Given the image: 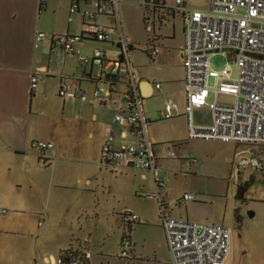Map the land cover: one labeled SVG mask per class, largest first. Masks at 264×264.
Instances as JSON below:
<instances>
[{"label": "crops", "instance_id": "1", "mask_svg": "<svg viewBox=\"0 0 264 264\" xmlns=\"http://www.w3.org/2000/svg\"><path fill=\"white\" fill-rule=\"evenodd\" d=\"M126 1L140 8L141 13H137V16L142 18L146 29H154L153 37L148 38L142 48L147 57L154 61L159 56V60H163L166 57L161 55V49H173L182 68L181 46L184 40L185 17L192 9H206L209 0H183L184 12L175 9L176 0H164L165 9L146 8L145 0H118L120 23L130 44L129 56L137 75V66L132 56L136 43L131 35L126 34L120 18V4ZM71 2L72 0H0V209L7 210L6 214L0 213V231L11 234L17 231L16 229L26 228L29 214L39 216L38 225L43 233H50L59 227L66 228L67 233L63 237V242L53 247V251L57 249L56 252L52 251L43 258L44 262L50 264H57V256L63 249L69 247L83 254L87 264H91L94 254L90 245L91 234L81 233L80 221L82 217H99L98 193L104 189L103 176L111 167L117 170L101 162L100 150L109 134L114 136L116 144L135 142L136 139L128 129L118 126L113 120L115 112L122 108L121 95L126 88V77L115 80L114 85L109 87V95L96 98L93 96L96 87H108L107 84L97 80L98 67L82 65L77 56L54 47L50 41V34L81 33L82 15L77 16L73 23L67 20ZM83 5L80 6L83 7ZM178 18L182 24V39L177 43L173 42L172 45L165 44L164 40L174 41L175 23ZM114 19L108 15L96 18L98 23L108 27L116 24ZM166 30H172L171 35L166 34ZM38 32H45L48 36L37 42ZM117 41L118 34L114 33L110 42L87 39L81 44L86 46L93 44L92 48L86 47L83 51L81 44L79 48L82 54L90 53L93 48H102L108 58H115L121 54ZM104 44L111 46L114 50L113 56L108 55L110 47L102 46ZM153 48H158L159 53L150 56L148 51ZM35 71L44 72L46 76L33 90L31 77ZM183 77L168 79V83L163 85L160 81L152 80L148 73L143 72L140 76L137 75L144 105L150 99L162 96L164 103L167 104L166 107L171 109V117L168 119L180 117L177 120L181 130L186 131V97ZM61 82H66L72 89L81 88L87 94V100L80 103V110L73 113V116L68 117L67 120L72 123L80 120L95 125L86 129V136L96 139V150L91 159L83 154L85 146L80 147L78 154L71 155L55 133L41 136L35 131L38 118L46 113V109H36L37 103L40 99H47L53 89H57L58 94ZM156 83L161 85L159 90L155 88ZM166 96L168 97L165 98ZM171 96L173 99L169 98ZM35 99H37L36 102ZM69 100H63L62 113L68 104L71 106L78 102L71 99L68 103ZM118 102H121L119 107ZM203 109L205 108H198L193 113V121L197 125L211 122V118L205 122L201 119ZM161 110L145 109L148 126L160 122L159 118L163 120L159 114ZM175 133L177 130L170 126L164 129V133L148 129V135L154 142L160 168L162 167L160 160L163 156L160 155L162 150L158 145L161 141L174 139L164 140L165 138H161V135ZM35 139L54 143L53 148L45 150L50 161L42 168L37 164L41 152L32 146V141ZM118 170L121 175L132 178L129 190L134 196L141 198L142 196H138L142 188L140 181L147 179L151 174L124 164ZM124 210L129 209L124 207ZM118 211L116 206L111 205L107 213L110 212L112 219L114 217L120 239L123 235V226ZM168 212L171 215V211ZM134 213H138L141 220L130 227L132 260L140 264H172L161 220L160 223L155 224L146 220L147 213L137 209ZM139 226L145 231L136 241L132 233L136 232ZM150 226L160 228V239L147 231ZM138 243L141 248L139 253H136Z\"/></svg>", "mask_w": 264, "mask_h": 264}, {"label": "built area", "instance_id": "2", "mask_svg": "<svg viewBox=\"0 0 264 264\" xmlns=\"http://www.w3.org/2000/svg\"><path fill=\"white\" fill-rule=\"evenodd\" d=\"M183 0H176V10L184 12ZM84 4L83 7L80 5ZM118 0H72L68 12V22L83 16L82 31L79 34H50L52 45L68 54L78 57L82 65H96V78L108 87L99 86L93 96L103 98L109 95V87L115 80L126 77V88L122 92V108L115 112L114 122L136 138L135 142L116 144L112 134L107 135L101 149V156L115 169L123 164L149 172L157 186L162 188L160 166L154 149V142L148 135V118L145 115L144 100L135 69L131 63L127 40L118 14ZM150 6V5H149ZM112 16L116 24L108 27L97 22V16ZM118 34L120 55L108 58L102 48L82 54L79 45L93 39L110 42L113 34ZM48 36L38 32L36 40ZM228 54L237 68V77L230 78V69L217 72L210 67V57L216 52ZM159 53L158 48L148 51L150 56ZM183 85L186 97L187 128L191 138H205L223 142L251 145L249 155L237 162V167L248 166L258 173L264 182V0H209L206 9H192L185 17L184 40L181 46ZM46 73L35 71L31 77V88L36 89ZM213 80V87L209 86ZM160 89V83L155 84ZM58 95L63 100H87L81 88L72 89L61 82ZM211 96L213 99L210 100ZM220 96L230 102H220ZM198 108L211 112V122L197 125L193 113ZM163 119L171 117L170 107L160 111ZM33 148L41 155L39 163L46 166L49 157L45 150L54 147L53 142L35 139ZM173 157V153H169ZM188 164V161H186ZM190 163V162H189ZM160 206V215L165 231L172 264H226L232 249V233L220 223L197 224L166 213L167 207L159 194L154 197ZM194 200L185 193L178 201L180 206ZM6 214V209H0ZM123 226L121 256H129L132 250L130 227L141 219L138 214L125 210L120 214ZM57 264L64 263L62 258ZM65 264H77L75 258Z\"/></svg>", "mask_w": 264, "mask_h": 264}, {"label": "rangeland", "instance_id": "3", "mask_svg": "<svg viewBox=\"0 0 264 264\" xmlns=\"http://www.w3.org/2000/svg\"><path fill=\"white\" fill-rule=\"evenodd\" d=\"M137 13H141V10L136 5L128 4L127 1L121 2L120 18L123 28L136 43L132 56L137 66V75L140 76L143 72L148 73L152 80L160 81L163 85L168 83V79L182 78L184 71L173 49H161V55L166 57L163 60H159V56L154 61L147 57L142 48L147 39L153 37L154 29L147 30ZM171 31L166 30L165 33L171 35ZM174 32V41L164 40L165 44L172 45L173 42L177 43L182 39L180 18L176 20ZM92 46L93 44L87 46L81 44L83 51L86 47L92 48ZM102 46L110 47L108 55L113 56L114 50L110 45ZM210 67L217 72L230 69V78L237 77L236 65L225 52L214 53L210 57ZM213 83V80H209L210 87H213ZM169 98L173 99V96ZM212 99L213 96L210 100ZM163 100L162 96L152 98L144 107L146 110L149 108L164 109L167 104ZM218 100L230 102L229 98L223 96H220ZM67 102H71V99ZM81 102L83 101L78 100L74 105L68 104L62 113L63 99L58 96L57 89H53L52 94L47 99H40L37 108L35 107L37 110L46 109V113L38 118L35 131L41 136L55 133L71 155L78 154L80 147L85 146L83 154L91 159L96 150V139L87 137L86 129L95 125L80 120L73 123L67 120L68 117L73 116V113L80 110ZM117 104L118 107L122 105L121 102ZM156 115L159 116L157 113ZM200 117L203 122L208 121L211 118L210 110L203 109ZM179 118L163 120L159 118L160 122L148 126L150 131L156 130L160 133H164V129L169 126L177 130V133L172 135H161V138H165L164 140L174 139L161 141L158 145L162 150L160 155L163 156L160 160L162 188H157L152 175H149L147 179L140 181L142 186L138 194L142 196L140 198L134 196L129 190L132 178L121 175L120 170H114L112 167L104 174V189L98 193L99 217H82L80 221L82 227L79 226L82 228L81 233L91 234L90 245L94 252L91 264H140L132 260V254L128 257H121L122 247L118 225L107 211L111 205L116 206L120 214L124 207L133 210L132 212L137 209L147 213L146 220L158 224L161 215L159 203L154 198L157 194L167 204L166 213L171 211L173 217L183 218L197 224L220 223L230 229L232 249L227 264H264V182L252 168L236 166L242 158L248 157L252 146L205 138H191L188 128L186 131L181 130L177 120ZM169 153H173L174 156L170 157ZM37 164L41 168L44 167L40 163ZM72 165L75 167L73 163ZM243 184H247V188L243 193V198L238 199ZM185 193L192 194L194 200L180 206L177 201ZM236 208H240L247 220V226L240 235L232 232V218ZM249 212H253L254 215L249 217ZM27 220V227L16 229L14 233L7 234L0 231V264H50L44 262L43 258L53 251L55 245L63 242L67 229L59 227L50 233H43L38 225V215L29 214ZM140 227L132 233L136 241L145 231ZM119 228L122 230L121 226ZM147 231L152 232L157 239L161 238L160 228L150 226ZM140 248V243H138L136 253H139ZM56 250L54 249L53 252Z\"/></svg>", "mask_w": 264, "mask_h": 264}, {"label": "trees", "instance_id": "4", "mask_svg": "<svg viewBox=\"0 0 264 264\" xmlns=\"http://www.w3.org/2000/svg\"><path fill=\"white\" fill-rule=\"evenodd\" d=\"M145 6H146V8L154 7V8H160V9H165V7H166L164 0H145ZM101 162L104 165L111 166L109 161L105 160L104 156L103 157L101 156ZM59 257L62 258L64 261V263H62V264H65V262L70 260L71 258H75L77 260V264H87L86 257L83 254H81L80 252L74 251L70 247L63 249L60 252Z\"/></svg>", "mask_w": 264, "mask_h": 264}, {"label": "flooded vegetation", "instance_id": "5", "mask_svg": "<svg viewBox=\"0 0 264 264\" xmlns=\"http://www.w3.org/2000/svg\"><path fill=\"white\" fill-rule=\"evenodd\" d=\"M242 187H247V184H243ZM246 226L247 220L245 216L241 212L240 208H236L234 210L232 218V232L240 235L244 231Z\"/></svg>", "mask_w": 264, "mask_h": 264}, {"label": "water", "instance_id": "6", "mask_svg": "<svg viewBox=\"0 0 264 264\" xmlns=\"http://www.w3.org/2000/svg\"><path fill=\"white\" fill-rule=\"evenodd\" d=\"M247 187H241L240 188V191H239V194H238V199H242L243 198V193L244 191L246 190ZM249 217H252L254 215L253 212H249L248 213Z\"/></svg>", "mask_w": 264, "mask_h": 264}]
</instances>
